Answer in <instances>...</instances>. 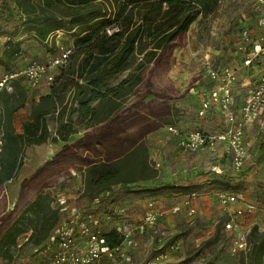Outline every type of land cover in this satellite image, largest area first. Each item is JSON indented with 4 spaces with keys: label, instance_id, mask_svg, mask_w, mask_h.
Masks as SVG:
<instances>
[{
    "label": "trees",
    "instance_id": "16d2710c",
    "mask_svg": "<svg viewBox=\"0 0 264 264\" xmlns=\"http://www.w3.org/2000/svg\"><path fill=\"white\" fill-rule=\"evenodd\" d=\"M220 1L40 0V17L35 12L34 1L1 0L0 22L12 29L18 12L25 15V21L35 24L31 28L34 37L44 47L47 48L48 41H54L59 30L67 31L71 37L70 44L65 46L71 49L67 63L58 67V74L47 83L48 92L32 100L20 132L15 131L13 119L28 102V86L19 79L12 82L10 91L0 93L2 258L12 257L21 235L25 234L26 240L37 246L59 228V211L52 208L51 195L46 189L65 182L70 177L69 167L83 170V193L95 198L102 211L110 208L121 189L129 185L145 189L147 182L159 177L145 137L161 126L177 127L169 118L173 115L172 102L191 94L198 81L192 78L180 92L166 89L165 79L175 63L174 50L185 45L189 26L196 18L214 12ZM112 26L118 31L108 35L106 29ZM15 40L16 32L11 31L0 57V65L5 68L2 72L17 69L12 66L21 48ZM224 51L230 54L233 50L227 47ZM128 70L131 71L125 78L109 86V79ZM203 85L204 80L200 88ZM50 116L57 123L54 141L62 142L60 148L25 176L15 196L8 198L3 186L17 173L24 148L49 140L47 118ZM76 125L84 132L70 142L77 132ZM257 138L260 153L249 168L261 166L262 169L264 131ZM8 200H15L12 208L8 207ZM101 238L109 247L122 241L116 230L101 233ZM241 251L240 264H261L264 230L253 226Z\"/></svg>",
    "mask_w": 264,
    "mask_h": 264
},
{
    "label": "rangeland",
    "instance_id": "374dc122",
    "mask_svg": "<svg viewBox=\"0 0 264 264\" xmlns=\"http://www.w3.org/2000/svg\"><path fill=\"white\" fill-rule=\"evenodd\" d=\"M25 1H34L35 12L41 17L40 0ZM255 4L256 0H221L214 12L199 15L189 26L185 45L174 50L175 63L165 79L166 89L180 92L192 78L201 83L205 79V62L213 65L240 63L244 54L241 47L245 43L239 36L242 29L246 30V37L250 40L264 36V15L256 12ZM13 6L18 10L15 2ZM260 17H263L261 24ZM24 18L25 15L18 12L17 22L12 29L0 22L3 27L0 32V57L11 31L16 32L15 41L20 42L21 54L12 68H24L31 61L46 63L69 43L70 34L59 30L55 33L54 41H48L47 48L44 47L34 37L31 28L35 24ZM227 47L233 50L230 54L224 51ZM3 70L5 68L0 65V73ZM131 70L109 79V86L116 85ZM58 72L59 68L51 71L53 75ZM42 84L45 85L42 90L48 89L43 77L34 90L27 91V104L14 115L16 132H20L21 123L27 119L32 100H38L43 95L40 89ZM172 107L173 115L169 118L181 131L202 128L214 132L223 128L224 117L217 111H211L205 117L196 116L197 103L193 92L186 94L183 99L173 101ZM47 125L49 140L44 144L25 147L17 173L3 186L8 198L15 196L18 184L25 176L50 159L60 148L62 142L54 141L57 128L54 116L47 118ZM162 127L145 137L153 164L160 163L159 177L147 182L145 189L133 185L121 189L107 211L99 210L97 200L83 193V170L78 167L68 168L70 177L65 182L47 188L50 195H55L54 199L62 203L63 208L59 211L61 224L66 223L67 228L74 229L76 225L69 221L72 220L78 223L77 230L84 228L89 231L99 230L100 233L111 230L118 232L122 231L123 226L137 225V231L130 236L129 245L124 248L126 255L137 264H144L159 249L167 251L168 258L158 264H240L241 250L244 249H235V234L223 227L225 216L214 194L218 190L227 191L239 198L240 205L250 203L255 206V212L240 221L245 235L253 226L264 230V168L251 167L235 175L228 169L229 163L224 161L221 162L225 165L222 173L215 175L209 170L223 153L220 147L216 152L206 149L182 152L175 145L174 138ZM76 129L70 142L84 132L79 125H76ZM192 167L195 171L191 172ZM175 181H178L177 187H172ZM190 193H196L192 200L194 213L180 204L183 197ZM14 201L8 200L9 208L13 207ZM149 201H155V208L165 211L158 225L153 227L143 223ZM25 236L23 234L18 238L10 259L0 256V264H35L44 258L51 234L37 246L26 240ZM261 264H264V255Z\"/></svg>",
    "mask_w": 264,
    "mask_h": 264
},
{
    "label": "built area",
    "instance_id": "2783aa9c",
    "mask_svg": "<svg viewBox=\"0 0 264 264\" xmlns=\"http://www.w3.org/2000/svg\"><path fill=\"white\" fill-rule=\"evenodd\" d=\"M255 10L264 15V0H256ZM263 23V17L259 18ZM118 31L116 26L106 29L108 35ZM246 30L242 29L239 36L244 40L241 48L243 57L240 63L231 62L227 64L213 65L205 62L204 85L200 88V82H195L193 92L197 102V116L205 117L211 111H217L224 117L223 128L214 132H205L199 129L181 131L175 126H167V133L174 138L175 145L182 152H195L206 149L216 152L219 147L229 156L230 170L239 174L255 163L258 156L255 142L257 134L264 131V36L260 39L250 40L246 37ZM71 49L61 47L59 53L46 63L32 62L24 68H17L0 73V93L4 90L10 91L12 82L23 79L29 88H36L44 77L48 82L53 80L51 71L54 68L64 66L69 58ZM242 68H247L254 80L247 86L243 94H240L238 75ZM242 95V96H241ZM241 97V101L237 98ZM252 132V136L251 131ZM3 146L0 134V150ZM159 170L160 163H154ZM210 171L216 174L222 173L217 164H212ZM196 193H190L183 197L180 204L195 212L192 200ZM51 195L52 208L62 210V203ZM215 200L220 204L225 220L223 226L235 234V249L241 250L246 246V235L241 230L239 220L244 216L255 212V206L250 203L239 204V199L230 192L218 190L214 194ZM144 224L147 226L158 225L165 211L155 208V201L147 202ZM233 206V207H232ZM76 225L66 226L62 223L50 237L45 247L44 258L36 264H137L131 260L124 250L129 245L128 239L135 234L137 225L123 226L118 231L122 236L119 245L109 247L99 230L89 231L78 229V223L69 220ZM167 251L156 250L144 264H158L167 260Z\"/></svg>",
    "mask_w": 264,
    "mask_h": 264
},
{
    "label": "crops",
    "instance_id": "0c3cea01",
    "mask_svg": "<svg viewBox=\"0 0 264 264\" xmlns=\"http://www.w3.org/2000/svg\"><path fill=\"white\" fill-rule=\"evenodd\" d=\"M68 44H70V41H69V43ZM2 72V71H1ZM253 75H251V73H250V71L247 69V68H242L241 70H240V73H239V75H238V82H239V84H240V88H239V91H241V92H239L240 94H243L242 93V90L244 91V89L247 87V86H249V85H251L253 82V80H254V78L252 77ZM23 84H25V82H23ZM45 84V83H44ZM44 84H42L41 86H40V89L42 90V87L43 86H45ZM31 90H34V89H31V88H28L27 87V91H31ZM43 91V95H45L48 91H47V89H45L44 88V90H42ZM242 96V95H241ZM237 100L238 101H241V97L239 96L238 98H237ZM16 114V113H15ZM14 114V115H15ZM252 132H253V130L251 131V136H252ZM257 136V135H256ZM258 143H259V141H258V138H257V141L255 142V148H256V150L258 151V154L260 153L259 152V148H258ZM221 151H223V153H221V155H219L218 156V158L216 159V161L215 162H213V164H217V165H219V167L221 168V169H223L224 168V166L222 165L223 163H221V162H224V161H227L228 163H229V161H228V158L227 157H225L224 156V150L223 149H221ZM226 156H228V155H226ZM225 158H226V160H225ZM225 164V163H224ZM229 170H230V163H229V168H228ZM191 172L192 171H195V169H194V167H192L191 168V170H190ZM231 171V170H230ZM232 172V171H231ZM233 207V206H232ZM242 219V218H241ZM241 219L239 220V222L241 221ZM241 227V226H240ZM241 230H242V227H241ZM243 231V230H242Z\"/></svg>",
    "mask_w": 264,
    "mask_h": 264
}]
</instances>
